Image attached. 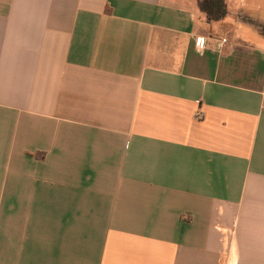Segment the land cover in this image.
<instances>
[{
  "label": "crops",
  "instance_id": "obj_1",
  "mask_svg": "<svg viewBox=\"0 0 264 264\" xmlns=\"http://www.w3.org/2000/svg\"><path fill=\"white\" fill-rule=\"evenodd\" d=\"M224 5L0 0V264H264V0Z\"/></svg>",
  "mask_w": 264,
  "mask_h": 264
},
{
  "label": "built area",
  "instance_id": "obj_2",
  "mask_svg": "<svg viewBox=\"0 0 264 264\" xmlns=\"http://www.w3.org/2000/svg\"><path fill=\"white\" fill-rule=\"evenodd\" d=\"M210 38V37H209ZM211 40L212 41H218V43L216 44V48L221 51L225 44L227 43V39L225 38H219L218 40L215 38V37H211ZM208 38L207 37H204V36H198L195 38V44H196V47L198 49H200L201 51L202 50H205L208 46ZM201 115V114H200ZM199 115V116H200Z\"/></svg>",
  "mask_w": 264,
  "mask_h": 264
},
{
  "label": "flooded vegetation",
  "instance_id": "obj_3",
  "mask_svg": "<svg viewBox=\"0 0 264 264\" xmlns=\"http://www.w3.org/2000/svg\"><path fill=\"white\" fill-rule=\"evenodd\" d=\"M198 2L201 8L206 9L213 16L222 14L225 7L220 9L221 0H198Z\"/></svg>",
  "mask_w": 264,
  "mask_h": 264
},
{
  "label": "trees",
  "instance_id": "obj_4",
  "mask_svg": "<svg viewBox=\"0 0 264 264\" xmlns=\"http://www.w3.org/2000/svg\"><path fill=\"white\" fill-rule=\"evenodd\" d=\"M250 20H251L250 23H252V24H254V25H256V26L259 25L256 21H254V20H252V19H250Z\"/></svg>",
  "mask_w": 264,
  "mask_h": 264
},
{
  "label": "water",
  "instance_id": "obj_5",
  "mask_svg": "<svg viewBox=\"0 0 264 264\" xmlns=\"http://www.w3.org/2000/svg\"><path fill=\"white\" fill-rule=\"evenodd\" d=\"M224 0H221V4H220V9H222V7H224Z\"/></svg>",
  "mask_w": 264,
  "mask_h": 264
},
{
  "label": "rangeland",
  "instance_id": "obj_6",
  "mask_svg": "<svg viewBox=\"0 0 264 264\" xmlns=\"http://www.w3.org/2000/svg\"><path fill=\"white\" fill-rule=\"evenodd\" d=\"M193 1H195V0H193Z\"/></svg>",
  "mask_w": 264,
  "mask_h": 264
}]
</instances>
